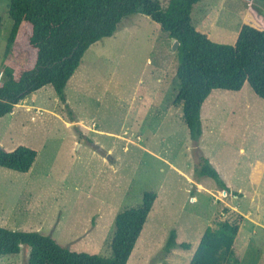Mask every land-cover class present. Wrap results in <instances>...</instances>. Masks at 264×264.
Masks as SVG:
<instances>
[{"label":"rangeland","instance_id":"1","mask_svg":"<svg viewBox=\"0 0 264 264\" xmlns=\"http://www.w3.org/2000/svg\"><path fill=\"white\" fill-rule=\"evenodd\" d=\"M159 1L168 6L169 0ZM10 4L0 0V80L7 77L5 64L20 66L29 57L20 43L9 50ZM249 8L246 0H203L193 9V22L214 41L232 43ZM168 40L150 17L129 15L86 51L68 82L79 88L66 89L75 108L62 104L48 84L28 95L45 107L35 110L34 120L21 108L0 118L1 147L24 143L39 152L28 173L0 167V226L110 256L117 214L154 191L156 201L127 264H189L206 227L236 221L239 214L240 264H264V227L249 220L258 213L264 220V199L256 193L264 198V100L248 84L241 92H212L202 106L203 134L194 143L182 106L168 108L179 91L177 53ZM147 83L152 90L142 98ZM200 156L209 158L231 193L196 174ZM173 230L189 249L168 251ZM27 257L23 248L0 256V264H27Z\"/></svg>","mask_w":264,"mask_h":264},{"label":"trees","instance_id":"2","mask_svg":"<svg viewBox=\"0 0 264 264\" xmlns=\"http://www.w3.org/2000/svg\"><path fill=\"white\" fill-rule=\"evenodd\" d=\"M201 1L169 0L163 8L159 0H11L9 50L20 43L28 48L29 57L23 65L8 62L4 66L7 77L0 80V118L48 84L66 102V85L89 47L112 36L125 17L142 13L179 42V91L174 102L182 106L183 121L197 143L203 134L202 106L212 92H240L248 84L264 100V0H246L251 8L232 43L214 41L209 32L194 25L192 12ZM12 52L17 55L19 51ZM38 154L24 143L12 148L0 146V167L28 173ZM195 171L198 176L213 178L224 192L231 193L209 158L200 156ZM237 194L232 191V195ZM156 198L154 191H145L141 205L117 214L110 256L70 250L50 235L2 226L0 256L19 254L25 248L27 264H127ZM242 219L239 214L236 221L225 219L208 225L189 264H240L235 242ZM176 236L173 230L168 251L178 246ZM190 246L188 242L180 244L185 249Z\"/></svg>","mask_w":264,"mask_h":264},{"label":"crops","instance_id":"3","mask_svg":"<svg viewBox=\"0 0 264 264\" xmlns=\"http://www.w3.org/2000/svg\"><path fill=\"white\" fill-rule=\"evenodd\" d=\"M248 11V10H247ZM246 11V12H247ZM245 12V13H246ZM245 15V14H244ZM243 15V16H244ZM242 20H243V18H242ZM242 22V21H241ZM169 41H172V39L170 38V40H168V43H169ZM82 63V62H81ZM167 62H164V65H163V67H165V64H166ZM81 65V64H80ZM161 70H163V68L161 69ZM75 74V73H74ZM157 76H158V74H156ZM73 77V79L76 77V75H75V77L74 76H72ZM71 77V78H72ZM70 78V79H71ZM72 79V80H73ZM160 78H158V80H159ZM72 80H69L70 82L72 81ZM68 81V82H69ZM144 81L142 80V83H143ZM71 85V87L72 88H69L68 87V83H67V85H66V88H65V94L67 93V88L68 89H70V91H72V89H75L76 88V90L79 88V83L78 82H76L74 85H72V84H70ZM145 86H146V88H145ZM144 86V89H145V92H144V94H142V98L144 97H147V94H146V92H149L150 90H152V86H151V83H147L146 85ZM45 87V86H44ZM44 87H42V88H44ZM160 87H162V85H160L159 86V89H160ZM243 91V90H242ZM241 92V91H240ZM60 98V97H59ZM68 97V94H66V102H63L61 99V102H62V104H70L71 106H73L74 108H75V105L71 102V99ZM175 100V99H174ZM98 102H101L100 100L98 101ZM173 106H181V105H176L175 104V102H173L171 105H170V107H168L169 109H171ZM16 108H21V109H23L24 111H27V112H29L30 114H31V119L32 120H34L32 117L33 116H35V118H36V116L37 115H35V110H37V109H40V108H45V107H43V106H38V105H35V104H33L31 101H30V97L29 96H26L20 103H18L16 106H15V108H14V111L11 113V114H13V113H15L16 112ZM50 110V112H53L51 109H49ZM44 113L45 112H43V114L42 115H44ZM41 115V116H42ZM38 116H40V115H38ZM78 117H82L81 115H78ZM84 117V116H83ZM85 120V119H84ZM82 121V120H81ZM85 121H87V120H85ZM67 122V121H66ZM68 123V122H67ZM188 128V127H187ZM94 131H96V132H99V133H104L105 131H103V130H94ZM188 131H189V129H188ZM107 134H112L111 132H106ZM189 135H190V133H189ZM147 149V148H146ZM39 155V154H38ZM38 158V157H37ZM37 160V159H36ZM36 162V161H35ZM203 177V176H202ZM189 179H190V181L193 183V184H198V185H200L201 186V183L199 182V178H196V179H194L193 180V178H191V177H189ZM201 190V188H199V191ZM257 194H260V198H258L259 200L262 198V199H264L263 197H262V194L261 193H259V192H256ZM255 193V194H256ZM255 194H253V196H255ZM240 196H242V194L240 195ZM156 201V200H155ZM255 209H256V211H259V206H255ZM259 214V213H258ZM257 214V215H258ZM256 215V217H254V218H250L249 220H251L252 222H254L256 225H258V226H263L264 227V220H260V218H261V216H260V214L257 216ZM258 218V219H257ZM243 219H244V216H243ZM242 219V220H243ZM176 231V230H175ZM240 231V230H239ZM204 233V232H203ZM176 241H177V243H178V246L177 247H180V244L181 243H183V242H187V241H180V240H178V237L180 236V234L179 233H177V231H176ZM138 241V240H137ZM236 245V244H235ZM136 246V245H135ZM176 247V248H177ZM236 247V246H235ZM79 248H82V246H80ZM135 248V247H134ZM182 248V247H181ZM196 250V249H195ZM92 252H94V251H92ZM195 252V251H194ZM194 254V253H193ZM239 258V257H238Z\"/></svg>","mask_w":264,"mask_h":264},{"label":"water","instance_id":"4","mask_svg":"<svg viewBox=\"0 0 264 264\" xmlns=\"http://www.w3.org/2000/svg\"><path fill=\"white\" fill-rule=\"evenodd\" d=\"M178 45H179V42L178 41H174V49H177V47H178Z\"/></svg>","mask_w":264,"mask_h":264}]
</instances>
